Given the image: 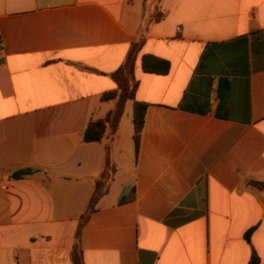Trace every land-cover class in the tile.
<instances>
[{
  "label": "crops",
  "instance_id": "crops-1",
  "mask_svg": "<svg viewBox=\"0 0 264 264\" xmlns=\"http://www.w3.org/2000/svg\"><path fill=\"white\" fill-rule=\"evenodd\" d=\"M136 43L137 152L131 100L80 141ZM249 181L264 183V0H0V264H74V248L79 264H264Z\"/></svg>",
  "mask_w": 264,
  "mask_h": 264
},
{
  "label": "trees",
  "instance_id": "trees-1",
  "mask_svg": "<svg viewBox=\"0 0 264 264\" xmlns=\"http://www.w3.org/2000/svg\"><path fill=\"white\" fill-rule=\"evenodd\" d=\"M139 44H134L130 50V53L126 57L125 63L120 69L118 73L121 71H125L126 77L123 81H120L118 84V88L109 92H106L102 95L103 100L117 99L115 108L108 112L104 119H98L95 121H91L86 126L84 132L81 135L80 141L82 142H95L100 141L105 135L106 128L109 127L111 133H114L117 127V124L120 120V117L123 113L124 103L127 100L132 101V125H133V140H134V149L137 152L138 149V140L139 134L143 127L144 122V112L146 109V105L135 100V83L131 78L132 67L134 63V58L136 52L138 51ZM140 66L144 72L154 73V74H166L169 70V62L162 58H158L149 54H145L141 56ZM132 83V86L129 85ZM31 172L30 169H21L12 174V178H21L24 175H27ZM251 185L264 189V183L249 181ZM98 195L94 191L91 195L86 213L82 215L80 219L79 226L83 224L86 220L87 214L93 210V205L96 202ZM250 231L245 234V238L248 239ZM72 261L74 264H79V261L76 256V249L74 248L72 252ZM248 264H259L258 257L253 253L250 257Z\"/></svg>",
  "mask_w": 264,
  "mask_h": 264
},
{
  "label": "rangeland",
  "instance_id": "rangeland-1",
  "mask_svg": "<svg viewBox=\"0 0 264 264\" xmlns=\"http://www.w3.org/2000/svg\"><path fill=\"white\" fill-rule=\"evenodd\" d=\"M130 86H132V83H129Z\"/></svg>",
  "mask_w": 264,
  "mask_h": 264
}]
</instances>
